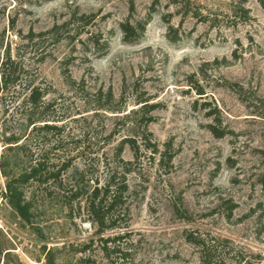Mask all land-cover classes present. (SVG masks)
I'll list each match as a JSON object with an SVG mask.
<instances>
[{
  "label": "rangeland",
  "instance_id": "rangeland-1",
  "mask_svg": "<svg viewBox=\"0 0 264 264\" xmlns=\"http://www.w3.org/2000/svg\"><path fill=\"white\" fill-rule=\"evenodd\" d=\"M149 10L142 35L124 41L119 23ZM7 50L48 89L46 113L61 126L32 138V150L69 155L99 178L121 138L135 133L139 151H122L126 227L99 231L86 213L69 214L55 184L46 192L34 182L25 219L1 195L24 163L2 133L17 92L6 91L4 116L0 95V264H121L99 238L124 231L123 264H201L190 229L264 264V0H0V61ZM141 99L152 119L130 127L123 115ZM21 120L14 112L7 124L18 130Z\"/></svg>",
  "mask_w": 264,
  "mask_h": 264
},
{
  "label": "trees",
  "instance_id": "trees-1",
  "mask_svg": "<svg viewBox=\"0 0 264 264\" xmlns=\"http://www.w3.org/2000/svg\"><path fill=\"white\" fill-rule=\"evenodd\" d=\"M155 1L153 0V3ZM152 11L149 10L148 14L136 20V23H131L128 19L119 23L124 41L133 42L142 35L151 18ZM24 71L25 69L19 65L15 58H11L7 50L0 61V95L3 116L9 110L7 106H4L6 91L17 92V98L14 100L17 102L13 104V109L9 112L10 116H4L2 119V133L4 141L8 143L7 148L13 151L12 161L14 163L23 162L24 166L20 172L6 178L2 197L6 198L8 204L16 210L18 215L28 219L31 214L32 202L31 197L27 195L26 185L34 182L42 185L43 190L49 192L52 184H55L62 192V199L67 204L70 215L86 213L87 219L94 222L99 231L126 227L128 225L126 175L130 170L128 165L131 160L124 159L122 151L128 144L133 153L137 155L139 145L135 133L124 136L113 146V155L118 161L111 164L105 161L101 178L89 176L85 163L70 165L71 156L69 155L55 161L51 160L49 155L48 150L51 148L32 150L29 147L32 138L36 136L43 138L49 131H59L61 126L54 122L57 119L49 115L48 112L46 113V109L54 101V99L45 98L48 89L35 83L33 79H26ZM112 95V92L109 91L107 98L111 99ZM144 101L146 99L138 100L137 102L143 103L138 107H131L124 113V119L132 118L130 127L139 124L146 126L152 119L150 115H147L149 111L147 107L152 105ZM14 112H18L22 118L19 124L23 127H19L18 130H13L7 124ZM209 127L217 136L224 133L218 132V128L211 123H209ZM40 131L44 132L40 133ZM145 138H147L146 135ZM151 143L155 145L153 142ZM127 233L128 231H124L105 237L100 236L103 255L110 263L121 259V264H123L125 258L128 257L129 252L125 247H120L118 242ZM185 238L197 247L201 264H229V254L231 253L236 256L235 264H247L249 261L243 258L240 250L235 249L227 237L190 229L185 230ZM86 246L87 244L79 250L85 251ZM82 259L86 261L90 258L87 256ZM252 263L254 264V262Z\"/></svg>",
  "mask_w": 264,
  "mask_h": 264
}]
</instances>
